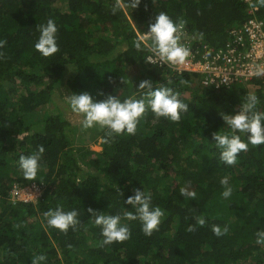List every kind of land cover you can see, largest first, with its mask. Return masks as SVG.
<instances>
[{
  "label": "trees",
  "instance_id": "1",
  "mask_svg": "<svg viewBox=\"0 0 264 264\" xmlns=\"http://www.w3.org/2000/svg\"><path fill=\"white\" fill-rule=\"evenodd\" d=\"M256 0H251L255 3ZM0 0V264H264V244L256 232L264 230V145L237 156L226 165L213 132L232 134L222 116L234 115L249 94L264 112V74L230 86L202 83L203 75L150 63L152 41L146 37L137 50L134 41L147 33L155 16L165 12L174 23L185 22L180 43L196 55L204 47H223L251 17L264 22V7L248 14L246 0ZM116 7L115 14L112 8ZM53 19L59 52L43 57L34 47L36 25ZM200 33L203 36H200ZM150 80L153 90L164 85L178 92L188 105L179 122L157 119L149 108L135 135H113L107 129L82 131L67 96L89 93L99 101L143 99L138 89ZM181 80L187 81L181 84ZM102 93L103 95H101ZM247 142V135L235 133ZM100 139V151L89 144ZM45 148L35 181L25 180L19 156ZM233 188L227 199L220 184ZM41 185L29 201L13 200L14 186ZM196 199L180 195L181 188ZM150 193L152 206L165 215L159 230L147 237L137 220H125L135 209L124 201L134 189ZM119 193H122L120 195ZM62 207L76 210L80 224L67 234L49 227L43 213ZM120 215L131 231L129 240L101 247V228L87 211ZM206 219L196 226V217ZM228 225L216 237L211 226ZM19 225V227H16Z\"/></svg>",
  "mask_w": 264,
  "mask_h": 264
},
{
  "label": "clouds",
  "instance_id": "2",
  "mask_svg": "<svg viewBox=\"0 0 264 264\" xmlns=\"http://www.w3.org/2000/svg\"><path fill=\"white\" fill-rule=\"evenodd\" d=\"M140 2L141 0H129L128 6L135 9ZM250 7H264V0H256L255 3L250 2ZM116 11L117 8L113 7V14ZM184 25L183 20L174 23L165 12H160L155 16L154 22L149 24L147 34L152 41L149 47L161 61L172 65H183L190 57V49L180 43L181 30ZM36 28L39 37L34 45L35 49L45 58L59 52L56 38L58 28L54 20L48 19L46 24L36 25ZM200 36L202 37L203 34L200 33ZM6 43V40H0V49H3ZM134 46L137 50H140L142 41H134ZM4 56V52L0 51V59H3ZM254 74L260 76L264 72L258 70ZM186 83L187 81L181 80V84ZM138 89L147 90L145 98H128L121 101L116 96L109 95L103 100L96 101L89 93L82 92L68 95L67 101L74 113L83 115L82 131L93 127H98L99 130H108L105 137L102 138L105 143L110 142L113 135H135L140 120L149 108L157 119L165 118L172 122H179L181 113L189 111L188 105L179 99L180 94L174 92L172 88L161 85L153 90L150 80H142L138 85ZM258 103V97L255 94H249L238 112L234 115L225 114L222 116L225 124L232 130V134H221L220 132L211 134L216 147L220 149V160L226 165H235L238 154L248 151L249 144L253 147L264 145V112L257 111ZM237 132L246 134L247 142L242 140L240 135L235 134ZM37 147L38 150L31 155L19 156V168L25 180L35 181L37 178L40 168L39 161L45 151L43 145ZM220 184L224 189L221 196L225 199L229 198L233 188L229 185L228 178H221ZM133 191L134 195L129 196L124 203L131 205L135 209V213L125 211L123 219L129 221L139 219L142 224L141 231L145 236L151 237L154 231L159 230L165 212L159 206H152L150 193H146L139 188ZM119 194L122 195V193ZM180 195L186 199H196V193L189 191L187 188L182 187ZM87 211L91 214V217L95 218L94 224L101 228V236L103 237L101 247L113 243H123L130 239L131 231L127 224H122L120 215H107L103 212L94 211L92 208H88ZM43 215L49 227L58 229L64 234H67L69 228L75 230L76 226L80 224L79 213L76 210L64 211L62 207H57L55 210L45 211ZM197 225L204 227L206 219L203 216H197L196 225H189L186 231L194 232ZM16 227H19V225H16ZM211 231L219 238L228 234L229 227L228 225L221 227L213 224ZM255 235L257 237L255 242L264 244V230L256 232ZM46 260V255H36L32 258L31 264H42Z\"/></svg>",
  "mask_w": 264,
  "mask_h": 264
},
{
  "label": "built area",
  "instance_id": "3",
  "mask_svg": "<svg viewBox=\"0 0 264 264\" xmlns=\"http://www.w3.org/2000/svg\"><path fill=\"white\" fill-rule=\"evenodd\" d=\"M251 2V0H246ZM258 8L249 7L247 12L253 14ZM184 33L183 30H181ZM232 37L225 42L223 47L213 48L204 47V52L200 55H196L197 51H192L188 58L187 64H196L203 66L204 69L200 71H193L203 75L202 83L226 85L230 86L233 83H239L246 81L256 76V71L264 72V22L258 19L256 16L249 18L242 28L238 31L232 30ZM139 39L148 37V34H137ZM144 42V41H143ZM188 47V46H185ZM189 48V47H188ZM190 49V48H189ZM148 62L163 63L170 68L182 71L186 70L178 65H172L170 63L161 61L160 58L151 50L147 56ZM189 71V70H186ZM28 188L36 189L37 196L41 192V185L31 183L24 187L14 186L12 189V199L29 201L34 199L31 193H25L29 191Z\"/></svg>",
  "mask_w": 264,
  "mask_h": 264
},
{
  "label": "rangeland",
  "instance_id": "4",
  "mask_svg": "<svg viewBox=\"0 0 264 264\" xmlns=\"http://www.w3.org/2000/svg\"><path fill=\"white\" fill-rule=\"evenodd\" d=\"M141 38L143 39V41H145V38L141 36ZM146 43V41H145ZM187 60L189 61V59L187 58ZM186 61L183 65H178V67H183L185 68L186 70H189V71H200V70H203L204 67L203 66H199V65H196V64H191L190 66L187 64ZM237 84V83H236ZM67 117L72 121V122H76L78 123V121L81 120V117L79 114H72L69 116V114L67 115ZM99 141L100 139L97 140L96 143H91L89 144V147L95 151H100L101 150V146L99 144ZM29 191H25V193H31L32 194V197H35L37 196V190L36 189H31V188H28Z\"/></svg>",
  "mask_w": 264,
  "mask_h": 264
}]
</instances>
